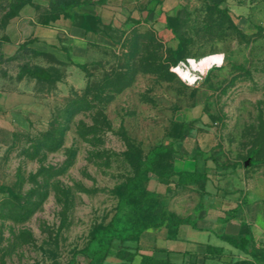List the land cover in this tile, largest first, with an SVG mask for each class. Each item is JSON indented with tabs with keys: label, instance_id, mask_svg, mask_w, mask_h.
Returning <instances> with one entry per match:
<instances>
[{
	"label": "rangeland",
	"instance_id": "obj_1",
	"mask_svg": "<svg viewBox=\"0 0 264 264\" xmlns=\"http://www.w3.org/2000/svg\"><path fill=\"white\" fill-rule=\"evenodd\" d=\"M169 19L170 39L144 24L105 29L81 63L52 58L49 80L27 73L43 63L28 49L0 53V264H68L147 151L191 119L202 129L154 170L196 159L207 190L238 200L264 264V0H186ZM148 176L165 206L198 216L200 184L166 190Z\"/></svg>",
	"mask_w": 264,
	"mask_h": 264
},
{
	"label": "crops",
	"instance_id": "obj_2",
	"mask_svg": "<svg viewBox=\"0 0 264 264\" xmlns=\"http://www.w3.org/2000/svg\"><path fill=\"white\" fill-rule=\"evenodd\" d=\"M49 1L32 0L20 9L16 17L0 26V37L6 38L1 47L3 52L16 50L26 42L25 48L36 52L35 56L42 59L43 63L38 65L47 67L51 65L52 58L66 64L71 60L81 63L80 59L87 56L105 29L144 24L170 39L172 34L166 28L165 18L186 0H65L73 3L69 15L61 13L54 19L50 17ZM200 166L194 158H177L174 165L176 171L201 169ZM205 192L204 198L212 206L194 216L197 227L180 226L176 238L166 237L165 226L146 228L137 243L133 242L139 248L138 253L164 257L168 251L173 264H189L193 256L197 264H248L244 262L250 261L257 264L250 253L237 250L219 237L221 234L234 235L244 230L246 224L240 219L238 200L228 190L211 191L205 188ZM166 208L179 215L174 209ZM234 208V216L226 219V212ZM249 229L252 242L248 245L251 246L256 242L253 230ZM206 244L222 247L220 257L214 253H207L204 257ZM108 260L114 261V264H126L118 263L114 257Z\"/></svg>",
	"mask_w": 264,
	"mask_h": 264
},
{
	"label": "trees",
	"instance_id": "obj_3",
	"mask_svg": "<svg viewBox=\"0 0 264 264\" xmlns=\"http://www.w3.org/2000/svg\"><path fill=\"white\" fill-rule=\"evenodd\" d=\"M32 0H0V9L3 11L0 22L5 25L12 18L19 14L20 9L29 4ZM223 0H211L214 6H217ZM71 1L65 0H50V17L55 18L58 14L69 15L71 9ZM169 17L166 16V28L171 31ZM175 37V36H174ZM174 46L171 47L172 51H177L180 46V41L177 37ZM6 41L5 37H0V53L3 54L1 49L2 44ZM25 43L20 44L17 49L25 48ZM32 53H36L33 52ZM59 63L60 62L57 61ZM27 73L38 79L49 80L53 76V71L49 67H42L36 65L34 69L28 70ZM196 119L184 120L179 124L178 134H168L170 139L168 142H161L153 146L147 151L144 159L141 161L140 166L136 173L127 179L122 196L119 199L117 209L105 227H97L93 230L86 245L79 251L73 254L71 261L68 264H110L107 260L109 256L118 260V263L126 264H173L166 251V256L157 257L153 254H139L137 243L141 232L149 227L165 226L167 229V238H176L178 229L182 225H190L195 228L196 221L194 216L180 217L173 211L166 208L160 200V193L156 190L148 188L150 177L149 172L155 174V179L166 185V190L183 185V184H200L199 195L200 199L195 206V212H201L211 207V203L204 198L205 196V183L207 181V170L205 168L193 170H172L169 174H161L159 171L154 170L153 165L157 158L168 152L174 151L176 143L182 142L188 137L193 130L200 131L202 127L196 126ZM154 199L152 204L138 207L135 203L139 200ZM129 204L132 208L137 209L138 214H125V206ZM237 208V207H236ZM236 208L226 212V219L234 216ZM146 211L147 215H143ZM219 237L228 242L232 247L239 251L250 253L253 257V248L248 250V244L252 242V236L248 226L244 225V230L238 234H221ZM253 247V246H252ZM222 247L211 246L206 244L204 246L203 256L207 253L217 254L219 257L222 254ZM77 253L82 254V259H76ZM189 256L191 254L187 252ZM189 264H197L196 257ZM249 263V262H244Z\"/></svg>",
	"mask_w": 264,
	"mask_h": 264
},
{
	"label": "clouds",
	"instance_id": "obj_4",
	"mask_svg": "<svg viewBox=\"0 0 264 264\" xmlns=\"http://www.w3.org/2000/svg\"><path fill=\"white\" fill-rule=\"evenodd\" d=\"M218 66V65H217ZM203 75H207V73H204ZM200 78H202V77H200ZM188 83L191 85L192 83H193V81H188Z\"/></svg>",
	"mask_w": 264,
	"mask_h": 264
}]
</instances>
